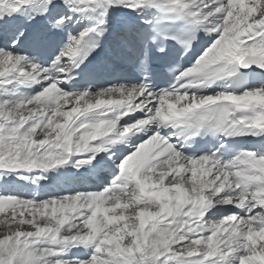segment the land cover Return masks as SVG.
Masks as SVG:
<instances>
[{
  "label": "snow or ice",
  "instance_id": "obj_1",
  "mask_svg": "<svg viewBox=\"0 0 264 264\" xmlns=\"http://www.w3.org/2000/svg\"><path fill=\"white\" fill-rule=\"evenodd\" d=\"M0 264H264V0H0Z\"/></svg>",
  "mask_w": 264,
  "mask_h": 264
}]
</instances>
